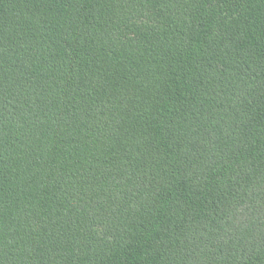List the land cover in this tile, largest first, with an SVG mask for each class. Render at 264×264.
<instances>
[{"label":"trees","instance_id":"trees-1","mask_svg":"<svg viewBox=\"0 0 264 264\" xmlns=\"http://www.w3.org/2000/svg\"><path fill=\"white\" fill-rule=\"evenodd\" d=\"M0 264H264V0H0Z\"/></svg>","mask_w":264,"mask_h":264}]
</instances>
